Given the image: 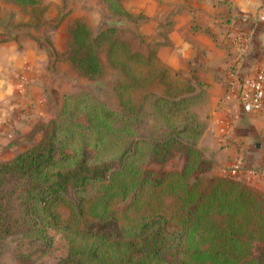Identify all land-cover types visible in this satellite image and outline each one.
<instances>
[{"label":"trees","instance_id":"16d2710c","mask_svg":"<svg viewBox=\"0 0 264 264\" xmlns=\"http://www.w3.org/2000/svg\"><path fill=\"white\" fill-rule=\"evenodd\" d=\"M109 6L126 12L120 0H109ZM69 35L68 59L82 74L97 77L103 70L99 50L105 32L93 34L85 21L76 19ZM108 44V58L124 74L117 88L121 108L90 93L71 108L67 96L37 143L0 161V235L20 228L8 214L13 194L25 221L36 225L43 218L39 209L67 202L69 185L81 199L89 182H100L103 203L131 192L129 204L143 207L147 215L129 231L112 211H97L85 233L93 238V252L103 248L98 259L104 261L102 252L109 250L119 264H264V192L240 177L210 172L213 160L198 145L207 121L194 109L202 102V90L154 51H133L116 38ZM153 82L162 91L150 88ZM75 111L83 112V119ZM141 123L147 127L140 131ZM174 148L183 154L180 170L158 173L147 165L149 160L163 162ZM37 228L49 244L45 227ZM254 240L262 244L252 256ZM79 252L50 264H85ZM32 254L17 257L23 264H45Z\"/></svg>","mask_w":264,"mask_h":264},{"label":"crops","instance_id":"0c3cea01","mask_svg":"<svg viewBox=\"0 0 264 264\" xmlns=\"http://www.w3.org/2000/svg\"><path fill=\"white\" fill-rule=\"evenodd\" d=\"M43 1L46 15L68 6L69 15L59 27H67L69 19L92 26L89 14L94 26L101 27L100 9L109 12L103 0ZM121 2L144 50L154 49L163 63L190 76L195 89L202 90L197 111L207 125L199 144L213 160L211 171L240 177L264 192V103L260 110L246 112L228 90L233 66L240 73L264 68V0ZM47 60L48 51L36 37L0 28V135H23L36 121L41 100L47 98L46 77L40 73L41 68L47 71Z\"/></svg>","mask_w":264,"mask_h":264},{"label":"rangeland","instance_id":"374dc122","mask_svg":"<svg viewBox=\"0 0 264 264\" xmlns=\"http://www.w3.org/2000/svg\"><path fill=\"white\" fill-rule=\"evenodd\" d=\"M103 2L109 11L106 12L103 8L100 9L102 20L104 19L103 26H94L95 17L91 14L89 15L92 26L82 20L89 25L93 34H98L100 31L105 32L104 38L106 40L99 50L103 70L101 74L93 78L82 74L68 59L69 26L76 19H69L67 27H59L60 24L65 23L64 19L69 15V10H65L68 7L67 5H64L61 1L65 9L63 7L56 14L48 13L46 15L48 6L43 0H41V3L33 5L29 3L20 4L13 0H0V28L5 31H14L16 35L19 34L24 37L26 35L34 36L40 45L48 51L47 71L41 68L40 72L45 74L46 77V80L42 82L45 83V90H48L46 92V103L41 100L42 106L46 104V107L45 109L42 106L40 107L41 112L37 115L36 121L23 135L10 131L0 135V161H7L18 152L37 143L41 139L47 122L61 111L67 96L71 98L68 102L71 108L75 106L77 100L84 93L94 95L115 110L121 108L117 88L124 74L108 58V41L114 38L124 40L129 44L131 50L143 54L151 51L155 52V50H144L143 38L136 35L130 27L129 20L133 17L128 12L116 13L111 10L109 0H103ZM32 7L34 9L31 11ZM38 7H42V10L40 11ZM40 62L45 65L46 61L43 63V60H41ZM150 88L157 92L162 91V88L154 82L150 85ZM143 89L145 88L143 87ZM197 108L198 106L194 109ZM75 115L80 119L84 117L83 112L79 111H75ZM23 126L25 124L19 127L22 128ZM146 127L147 124L141 123L140 131ZM198 145L204 147L199 142ZM203 155L207 157L206 148H204ZM183 162L184 158L181 150L174 148L170 156L163 162L149 160L147 165L161 173L180 170ZM66 192L67 202L57 201L48 210L42 211L39 209V213L43 215V218L36 225L34 223L30 224L27 218L25 221L23 206L19 204L20 199L18 200L16 194L12 195L8 214L13 225H19L20 228H17L11 234L0 235V264H23L21 259L17 257V253L28 252L33 253L34 259L50 264L76 249L80 251L79 255L85 258L83 259L85 264L120 263L115 258V254L111 258L108 256L111 254L109 250L102 252L101 256L104 257V261L97 258L98 251L101 252L103 248L100 247L93 252L94 248L91 247L93 238L85 233L86 225L94 218L97 211H112L124 228L130 231L140 222L141 215H147V211L143 207L137 206V208L134 204H129L131 192L127 193L124 198H120L118 194H115L103 203L102 196L105 190L100 182H89L82 192L81 199L73 192L70 185L67 187ZM169 209L171 210L172 207H169ZM52 215H56L57 218H52ZM40 224L45 227V234L50 236L51 242L49 244H46V237L37 228ZM261 244L262 241L254 240L249 254L252 256L257 254Z\"/></svg>","mask_w":264,"mask_h":264},{"label":"built area","instance_id":"2783aa9c","mask_svg":"<svg viewBox=\"0 0 264 264\" xmlns=\"http://www.w3.org/2000/svg\"><path fill=\"white\" fill-rule=\"evenodd\" d=\"M243 39L238 41L241 48ZM228 90L233 93L242 109L254 112L261 109L264 103V68L240 73L236 66L230 70ZM253 172H257L254 171Z\"/></svg>","mask_w":264,"mask_h":264}]
</instances>
